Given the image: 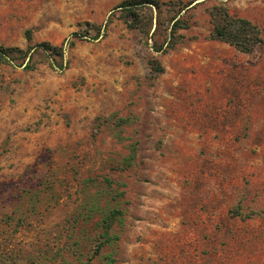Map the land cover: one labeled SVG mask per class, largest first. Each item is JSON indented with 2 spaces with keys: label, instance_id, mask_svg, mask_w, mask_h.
<instances>
[{
  "label": "rangeland",
  "instance_id": "1",
  "mask_svg": "<svg viewBox=\"0 0 264 264\" xmlns=\"http://www.w3.org/2000/svg\"><path fill=\"white\" fill-rule=\"evenodd\" d=\"M122 1L0 0V46L67 42L62 68L0 65V263L264 264V44L209 40L221 0H184L204 3L154 78L122 20L93 39L89 24ZM224 1L264 36V0ZM115 113L131 124L98 127ZM94 203L125 215L118 245L93 258Z\"/></svg>",
  "mask_w": 264,
  "mask_h": 264
},
{
  "label": "trees",
  "instance_id": "2",
  "mask_svg": "<svg viewBox=\"0 0 264 264\" xmlns=\"http://www.w3.org/2000/svg\"><path fill=\"white\" fill-rule=\"evenodd\" d=\"M201 3L204 1L195 4V2L184 0H124L113 8L103 24H89V26L98 33L93 39H98L102 33L106 34L115 19L122 20L128 29L139 31L143 44L152 52L149 60L151 74L154 78H158L165 73L161 58L177 50L183 43L184 36L181 31L191 28L192 17L188 13ZM209 14L213 24V30L208 36L209 40L226 43L244 54H252L264 44L260 26L245 17L233 15L226 1L221 0L213 5ZM27 35L30 41L31 33L28 32ZM66 45L67 42L54 45L44 41L30 44L26 49L0 46V65H15L21 60L18 66H23L26 70H34L40 61H48L54 67L62 68ZM69 45L73 47L75 43L71 42ZM37 56L38 59H35ZM106 122L122 128L131 124L132 121L117 113L108 118H97L98 127ZM130 149V155L120 163V170H126L134 164L138 153V142L131 145ZM105 182L113 193L119 196L124 195V192L113 188L112 180L105 177ZM98 204L94 203L88 210H84L85 219H92L96 212L102 216L97 224L100 233L95 240L96 249L93 258L101 255L107 247L113 249L118 245L120 235L115 232V225L120 224L125 215V212L119 208L105 209ZM2 258L0 264H15L17 261V255L11 253L7 258L2 255ZM104 258L107 264L116 263L112 254L104 255ZM92 260L90 259L89 262Z\"/></svg>",
  "mask_w": 264,
  "mask_h": 264
}]
</instances>
